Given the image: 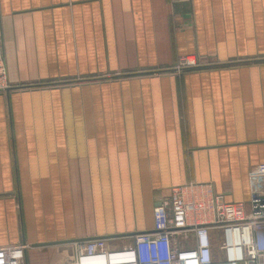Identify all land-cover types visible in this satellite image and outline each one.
<instances>
[{
	"label": "crops",
	"instance_id": "0c3cea01",
	"mask_svg": "<svg viewBox=\"0 0 264 264\" xmlns=\"http://www.w3.org/2000/svg\"><path fill=\"white\" fill-rule=\"evenodd\" d=\"M0 37V258L24 245L26 264H63L73 240L129 242L188 181L248 200L264 0H0ZM188 54L198 68L174 70Z\"/></svg>",
	"mask_w": 264,
	"mask_h": 264
},
{
	"label": "built area",
	"instance_id": "2783aa9c",
	"mask_svg": "<svg viewBox=\"0 0 264 264\" xmlns=\"http://www.w3.org/2000/svg\"><path fill=\"white\" fill-rule=\"evenodd\" d=\"M200 64L195 55H183L174 70ZM8 87L0 37V91ZM247 177V201L225 200L210 182L172 186L153 207L151 231L133 234L126 243L73 240L63 264H264V162L252 165ZM213 237L220 240L217 250ZM16 248L0 264H26L25 246Z\"/></svg>",
	"mask_w": 264,
	"mask_h": 264
},
{
	"label": "rangeland",
	"instance_id": "374dc122",
	"mask_svg": "<svg viewBox=\"0 0 264 264\" xmlns=\"http://www.w3.org/2000/svg\"><path fill=\"white\" fill-rule=\"evenodd\" d=\"M195 68H198V67H195ZM195 68H192V69H195ZM219 244H220V240L213 237V249L217 250Z\"/></svg>",
	"mask_w": 264,
	"mask_h": 264
},
{
	"label": "water",
	"instance_id": "95a60500",
	"mask_svg": "<svg viewBox=\"0 0 264 264\" xmlns=\"http://www.w3.org/2000/svg\"><path fill=\"white\" fill-rule=\"evenodd\" d=\"M53 243H57V242H45V243H37V244H33V245L34 246H39V245H47V244H53Z\"/></svg>",
	"mask_w": 264,
	"mask_h": 264
}]
</instances>
